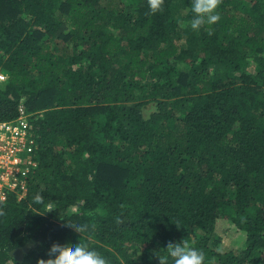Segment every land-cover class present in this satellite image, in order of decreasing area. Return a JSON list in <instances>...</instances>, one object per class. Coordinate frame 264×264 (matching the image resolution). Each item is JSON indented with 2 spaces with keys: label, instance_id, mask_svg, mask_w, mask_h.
Returning a JSON list of instances; mask_svg holds the SVG:
<instances>
[{
  "label": "trees",
  "instance_id": "16d2710c",
  "mask_svg": "<svg viewBox=\"0 0 264 264\" xmlns=\"http://www.w3.org/2000/svg\"><path fill=\"white\" fill-rule=\"evenodd\" d=\"M261 4L222 0L220 20L195 32L182 26L192 0L154 15L146 0H0V121L24 105L36 163L0 205V264L79 239L109 264H139L127 248L158 264L169 241L204 264H264ZM220 216L245 235L238 253L212 248Z\"/></svg>",
  "mask_w": 264,
  "mask_h": 264
},
{
  "label": "clouds",
  "instance_id": "9594fccd",
  "mask_svg": "<svg viewBox=\"0 0 264 264\" xmlns=\"http://www.w3.org/2000/svg\"><path fill=\"white\" fill-rule=\"evenodd\" d=\"M148 5L147 15H154L164 11V0H146ZM222 0H192L191 12L193 17L185 27H190L191 30L199 32L202 27L212 25L220 20V15L217 11ZM209 34L211 32L209 31ZM0 82L6 83V77L0 76ZM34 203L43 202L44 197L41 193L34 196ZM0 201V205H3ZM49 207L45 212L52 211ZM3 207L0 206V216H4ZM116 223H123L120 217L116 218ZM177 228H180L178 223H175ZM66 226L80 233V237L87 230V225H77L70 221H66ZM166 254H163L165 253ZM153 256L158 260V264H204L205 253L201 249L191 246L187 241L174 243L169 241L165 248L158 251H153ZM47 259H37L36 264H109L108 260L98 251L89 248L86 241L79 239V242L73 245L52 243L47 251Z\"/></svg>",
  "mask_w": 264,
  "mask_h": 264
},
{
  "label": "built area",
  "instance_id": "2783aa9c",
  "mask_svg": "<svg viewBox=\"0 0 264 264\" xmlns=\"http://www.w3.org/2000/svg\"><path fill=\"white\" fill-rule=\"evenodd\" d=\"M33 149L28 116L20 103L16 118L0 121V201L9 193L21 196L25 191L27 179L36 167Z\"/></svg>",
  "mask_w": 264,
  "mask_h": 264
},
{
  "label": "rangeland",
  "instance_id": "374dc122",
  "mask_svg": "<svg viewBox=\"0 0 264 264\" xmlns=\"http://www.w3.org/2000/svg\"><path fill=\"white\" fill-rule=\"evenodd\" d=\"M264 10V4H261ZM184 26V25H182ZM184 67H179L178 70H182ZM1 76V75H0ZM157 109L156 102H149L141 107V114L144 119H147L149 115ZM28 116V114H27ZM214 240H217L215 248L217 251H233L238 253L244 246L245 235L242 231L237 229L234 224L227 218L220 216L216 220L214 230ZM123 256L127 258L135 259L137 263L141 264L142 250L127 248L123 252ZM122 258V257H121Z\"/></svg>",
  "mask_w": 264,
  "mask_h": 264
},
{
  "label": "water",
  "instance_id": "95a60500",
  "mask_svg": "<svg viewBox=\"0 0 264 264\" xmlns=\"http://www.w3.org/2000/svg\"><path fill=\"white\" fill-rule=\"evenodd\" d=\"M31 246V244L27 243L23 247L16 248L11 251V255L16 258L17 260H21L23 257V254L27 252L28 248Z\"/></svg>",
  "mask_w": 264,
  "mask_h": 264
}]
</instances>
